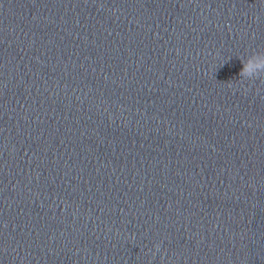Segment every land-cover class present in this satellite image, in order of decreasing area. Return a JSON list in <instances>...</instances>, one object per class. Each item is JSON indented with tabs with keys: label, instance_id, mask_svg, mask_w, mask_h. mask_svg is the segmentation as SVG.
I'll list each match as a JSON object with an SVG mask.
<instances>
[{
	"label": "clouds",
	"instance_id": "9594fccd",
	"mask_svg": "<svg viewBox=\"0 0 264 264\" xmlns=\"http://www.w3.org/2000/svg\"><path fill=\"white\" fill-rule=\"evenodd\" d=\"M240 60L243 66L239 72L237 83L264 78V51L254 50L246 57H240ZM227 84L230 88L234 87L233 81H229ZM155 249L156 251L160 250L159 243L155 245Z\"/></svg>",
	"mask_w": 264,
	"mask_h": 264
}]
</instances>
